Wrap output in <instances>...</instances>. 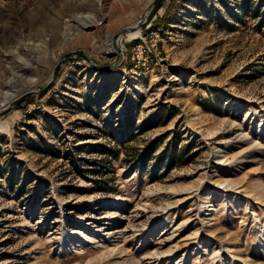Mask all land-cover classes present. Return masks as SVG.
<instances>
[{"label":"rangeland","instance_id":"obj_1","mask_svg":"<svg viewBox=\"0 0 264 264\" xmlns=\"http://www.w3.org/2000/svg\"><path fill=\"white\" fill-rule=\"evenodd\" d=\"M156 1L0 0V100L72 56L0 117V264H264V0H164L121 59Z\"/></svg>","mask_w":264,"mask_h":264},{"label":"water","instance_id":"obj_2","mask_svg":"<svg viewBox=\"0 0 264 264\" xmlns=\"http://www.w3.org/2000/svg\"><path fill=\"white\" fill-rule=\"evenodd\" d=\"M164 0H157L155 3H153L152 8L150 9V12L145 16L144 19H142L136 26H129L126 28H122L115 36L114 39H117V37H119L120 35H124L127 32L135 29V28H146L148 27L151 22L153 21L154 17L156 16L157 12H159V10L162 7ZM119 50V49H118ZM121 59L123 58V52L119 51ZM81 58L85 59L86 61H88L91 65H93L94 67H98V68H104V67H108V66H103L100 65L96 62H94L91 58H89L88 56H86L85 54L82 53H77ZM72 58V56L70 54H66L64 55L61 59H59L56 62V65L53 69V74L51 79L48 81V83L46 84V86H44L42 89L37 90V91H25L22 94H20L17 98H15V100H13V102L8 105L6 108H4V110L0 111V117L5 116L7 113H9L10 111L16 109L23 101L26 97H28L31 94H43L45 93L49 87L55 82V80L57 79L58 76V72H59V68L60 66L64 63L69 61ZM119 62L111 65V66H115L118 65Z\"/></svg>","mask_w":264,"mask_h":264},{"label":"bare ground","instance_id":"obj_3","mask_svg":"<svg viewBox=\"0 0 264 264\" xmlns=\"http://www.w3.org/2000/svg\"><path fill=\"white\" fill-rule=\"evenodd\" d=\"M150 12V10L148 11V13ZM147 13V14H148ZM146 14V15H147ZM88 20V19H87ZM141 21V19L140 18H135L134 20H133V22H132V24H131V26H136L139 22ZM141 34H142V29H140V28H135V29H133V30H131V31H129V32H127L126 34H125V37H127L129 40H131V39H135V38H138V37H140L141 36ZM123 37H124V35H120L119 37H117V39H114L113 38V36L111 37V40L113 39V43H114V46H115V48L118 50V51H123V44H122V39H123ZM10 51H12V53H14V54H16V58L17 59H19V58H21V59H24V55L26 54V52H25V49H24V44H19L18 46H16V48H15V50L13 49V50H10ZM16 97H18V95H16V94H11L10 92H7L6 93V95H5V97L3 98V99H1L0 100V111L2 110V109H4L3 107H6V106H8V105H10L11 103H12V101H13V99H15ZM4 124V123H3ZM2 125V124H1ZM5 126H7L6 124H5ZM4 125L3 126H0V130H5V129H8V128H6ZM181 200H184L183 198L181 199ZM136 215V217L137 218H139V217H141L140 216V213L138 212V213H136L135 214ZM112 230H114V229H112ZM114 232V234H116L118 231L117 230H115V231H108V232H106L105 234L106 235H108L109 236V234L110 233H113ZM121 233V232H120ZM119 233V234H120ZM117 235V234H116ZM119 236V235H118ZM170 236V235H169ZM115 237V236H114ZM116 238H118L117 236H116ZM115 238V239H116ZM169 238H171V237H169ZM187 240V239H186ZM228 247V246H227Z\"/></svg>","mask_w":264,"mask_h":264}]
</instances>
